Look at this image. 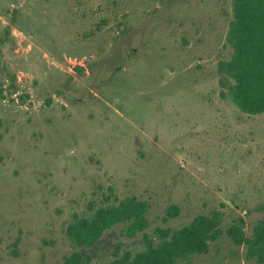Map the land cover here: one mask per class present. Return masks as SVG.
Listing matches in <instances>:
<instances>
[{"label":"rangeland","instance_id":"rangeland-1","mask_svg":"<svg viewBox=\"0 0 264 264\" xmlns=\"http://www.w3.org/2000/svg\"><path fill=\"white\" fill-rule=\"evenodd\" d=\"M12 19L14 23H12ZM231 0H0V264H108L140 236L89 248L74 216L135 197L155 227L218 211L245 235L264 204V114L220 95ZM177 216L166 218L169 207ZM174 264H255L224 234Z\"/></svg>","mask_w":264,"mask_h":264},{"label":"trees","instance_id":"trees-1","mask_svg":"<svg viewBox=\"0 0 264 264\" xmlns=\"http://www.w3.org/2000/svg\"><path fill=\"white\" fill-rule=\"evenodd\" d=\"M14 23L12 19L11 25ZM10 35V26L0 35V46ZM226 43L231 50L228 60L217 63L220 95L246 115L264 114V0H231V19L226 32ZM5 90L0 84V99ZM90 216L77 217L67 225L65 236L73 248H89L113 227L119 226V236L134 239L140 236L143 249L131 253L121 244L114 249L108 264H174L178 259L204 253L210 242L226 235L244 249V259L264 264V204L262 216L249 235H245L241 220L222 229L218 211L195 216L189 224L178 229L155 227L146 232L148 205L135 197H127L117 204L93 208ZM166 218L177 216V208H168ZM90 256L70 253L62 264H90Z\"/></svg>","mask_w":264,"mask_h":264}]
</instances>
